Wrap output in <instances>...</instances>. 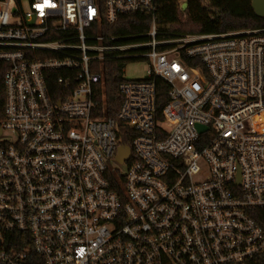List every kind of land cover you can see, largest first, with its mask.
<instances>
[{"label": "built area", "instance_id": "obj_1", "mask_svg": "<svg viewBox=\"0 0 264 264\" xmlns=\"http://www.w3.org/2000/svg\"><path fill=\"white\" fill-rule=\"evenodd\" d=\"M156 12L155 0H0V264H264L252 216L264 209V28L167 38ZM137 13L147 32L105 33ZM113 58L149 64L123 78L116 118Z\"/></svg>", "mask_w": 264, "mask_h": 264}, {"label": "trees", "instance_id": "obj_2", "mask_svg": "<svg viewBox=\"0 0 264 264\" xmlns=\"http://www.w3.org/2000/svg\"><path fill=\"white\" fill-rule=\"evenodd\" d=\"M183 0H155L157 6L156 20L167 38H181L189 35H220L244 30L264 28V17H258L252 0H187V7L182 9ZM151 26V16L133 14L120 18L114 26L106 25L104 31L108 35L130 36L147 32ZM141 41L140 39H138ZM130 60L113 58L105 63L106 115L116 118L122 102L119 91L124 78V70ZM193 65V63H192ZM8 65L0 62V121L4 113L5 89L4 75ZM168 86L159 83L158 102L164 106L168 102ZM102 110L104 104L99 101ZM122 144L131 147L128 139ZM112 182L118 184L116 174L111 175ZM253 218L264 230V209L252 214ZM28 264H42L40 257L31 258Z\"/></svg>", "mask_w": 264, "mask_h": 264}, {"label": "rangeland", "instance_id": "obj_3", "mask_svg": "<svg viewBox=\"0 0 264 264\" xmlns=\"http://www.w3.org/2000/svg\"><path fill=\"white\" fill-rule=\"evenodd\" d=\"M187 0H183V4L186 3ZM194 36V35H189ZM149 64L146 61H133L127 64L124 70V79L128 81H136L145 79L148 76ZM6 137H3V140ZM121 172L126 171L125 165L118 166Z\"/></svg>", "mask_w": 264, "mask_h": 264}, {"label": "water", "instance_id": "obj_4", "mask_svg": "<svg viewBox=\"0 0 264 264\" xmlns=\"http://www.w3.org/2000/svg\"><path fill=\"white\" fill-rule=\"evenodd\" d=\"M187 7V3L183 4L182 9L185 10ZM252 8L255 12V14L258 17H264V0H252ZM205 129H202V131ZM0 135H1V129H0ZM130 155V149L128 147H121L119 149V154L117 161L119 163H123Z\"/></svg>", "mask_w": 264, "mask_h": 264}]
</instances>
